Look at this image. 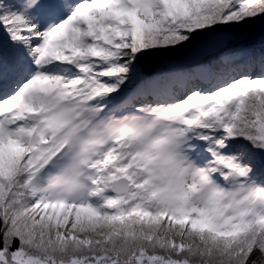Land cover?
Segmentation results:
<instances>
[{
  "label": "snow or ice",
  "instance_id": "snow-or-ice-1",
  "mask_svg": "<svg viewBox=\"0 0 264 264\" xmlns=\"http://www.w3.org/2000/svg\"><path fill=\"white\" fill-rule=\"evenodd\" d=\"M0 264H264V0H0Z\"/></svg>",
  "mask_w": 264,
  "mask_h": 264
}]
</instances>
